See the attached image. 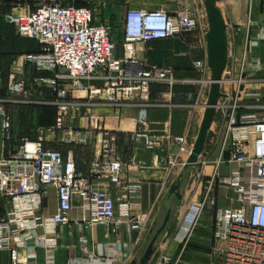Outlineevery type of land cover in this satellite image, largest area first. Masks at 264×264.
Masks as SVG:
<instances>
[{"label":"built area","instance_id":"2783aa9c","mask_svg":"<svg viewBox=\"0 0 264 264\" xmlns=\"http://www.w3.org/2000/svg\"><path fill=\"white\" fill-rule=\"evenodd\" d=\"M107 8L108 1L90 7L48 1L25 15L8 14L5 18L20 38L39 45L37 53L24 55L25 63L50 75L10 79L7 91L20 99H0V139L4 146L0 154V201L4 205L0 251L7 253L9 264H39L36 249L41 250L42 264H55L56 228L72 222L70 215L76 199L80 202L82 216L78 223L83 231L103 226L117 234L126 225L145 233L151 214L134 210L142 185L124 181L123 174L136 173V169L128 168L118 155L113 131L94 116H89L84 129L69 125L86 115L90 107H136V129L131 141L151 149L175 146L176 151L168 153L166 159L169 171L183 166L179 158H187L191 151L185 135L148 130V110L154 106L151 85H166L169 90L176 85H210L208 26L202 23L196 9L182 7L168 13L161 8H128L119 19L123 55L118 57L115 28L100 18ZM254 23L249 11L243 51L240 55L234 51L228 54L229 64L220 84L222 96L216 109L221 117L214 146L216 157L211 164L207 159L198 160L202 167L211 165L210 173L200 179L202 197L178 228L175 241L179 254L174 261L164 255L162 264H180L207 207L213 209L215 225L212 263L264 264V89L258 87L262 81L247 75L249 70L259 74L264 65L258 59L252 64L246 62L247 54L264 42V8L258 23L261 32L250 41L249 30ZM191 39L194 43L190 45ZM159 40L178 41L196 51L197 56L191 61L194 78H177L172 67L151 66L137 58L139 46ZM45 91L53 95L52 100L34 99L35 94ZM34 103L54 107L55 123L50 127L37 126L34 140L22 137L16 141L8 104ZM47 136L94 147L86 173L76 170L71 153L64 156L61 151L48 148ZM114 188L121 190L118 199L113 195ZM49 189L54 191L56 200L53 214L48 210ZM220 189L231 193L230 197L224 196L229 203L226 207L218 205ZM78 246L81 256L67 264L135 261L129 252H120L114 258L85 235L79 236ZM23 249L27 251L26 258L20 256Z\"/></svg>","mask_w":264,"mask_h":264},{"label":"crops","instance_id":"0c3cea01","mask_svg":"<svg viewBox=\"0 0 264 264\" xmlns=\"http://www.w3.org/2000/svg\"><path fill=\"white\" fill-rule=\"evenodd\" d=\"M48 1L57 2L63 5H75L74 0L70 2L64 0H3L1 8L3 12L9 14L25 15L34 11L41 3ZM133 4L136 6L134 8H144L149 10L161 8L168 13H173L175 10L182 7L196 9L202 23L208 26L202 0H136ZM216 5L220 10L223 21L226 25L227 58L228 54L232 51H234L236 55H240L245 44V27L249 11L255 22L250 27L248 35L249 40H256L257 35L261 32V27L258 23L261 20L264 0H216ZM90 6L91 5H86V7ZM114 34L115 37L119 39V44L117 45V56L121 57L123 55V50L121 46V33L119 31V26L116 27ZM188 42L190 45L194 43L192 39ZM29 46L30 41L22 39L21 54L14 56V58L10 59L8 62L0 59V80L9 81L13 78L33 79L36 77L50 76L35 71L31 65L25 63L24 55ZM179 52L181 54L177 55L176 53ZM188 52L189 54L186 55ZM192 53H196V51L187 49L178 41L171 40L153 41L137 48V58L139 60H145L151 66L169 67L172 65L174 69H179V76L185 75L182 78H192L194 76L192 71L191 74H186L185 70V62L191 58ZM259 61L262 60L259 59ZM252 63L253 60L250 61V64ZM228 64L229 60H227V66ZM189 69L191 70V63ZM208 92V85H203L202 87L192 85H176L169 90L166 85L152 84L151 99L154 106L148 110V130L156 134L169 133L175 136L185 135L187 137L189 147L192 148L199 131L204 112L203 106L207 100ZM0 99L5 101L10 100V98L5 96V94H0ZM34 99L46 102L52 100L53 95L49 91L38 92L35 94ZM8 106L11 113H13V118L14 113L16 114L21 109H32V106H37L39 113H41L45 105L34 103L24 105L8 104ZM54 110L56 113L55 108ZM89 116L100 118L105 128L113 131L116 136L118 155L128 168L136 169V173L125 172L123 174V179L124 181L130 183H141L142 190L134 210L137 212L150 213L151 221L147 226L145 233L131 230L126 225L121 226L117 234H111L110 231L103 226H97L92 230L83 231L78 223L82 216V213L78 208L80 202L76 199L74 204L75 209L70 215L72 222L68 226H58L56 228V232L58 234V246L56 249L55 264H67L69 260L76 259L81 256L78 246V238L80 235H85L94 244L104 247L106 251L112 253L116 259L118 257V253L129 252L135 257V260H137L144 242L149 235H152L157 229L161 217L165 216L167 211L172 207L171 202L174 200L172 197L168 198V191L170 186L178 178H180L182 187L180 190L181 201L179 203V209H182L180 217L176 220V223L173 221L168 226L166 225L164 231L160 234L173 235L171 237L170 245L175 243L178 249V243L175 241V237L178 235V228L185 222L193 206L200 201L203 192V183L199 179L196 182L197 187L195 192L191 195L189 185L182 183L184 170L183 166L176 167L173 171H169L166 165V159L168 153H174L176 151L175 146H171L169 148L151 149L135 145L131 141V133L136 129V107L131 105L92 106L88 109V113L86 115L71 122L69 124L70 127L75 129L86 128L88 126ZM55 119L56 114H54V119L51 124L44 125L37 122L38 124L30 126V134H24L21 132L18 125L13 120L14 139L17 141L22 137H27L30 140H34L35 128L37 126L50 127L54 125ZM220 121L221 117L218 113H216L208 131L205 146L199 160L207 159L211 164V162L215 159L217 148L214 146L216 142V132L218 131ZM23 124L26 126L28 122ZM46 146L48 148L61 151L64 156L71 153L76 170L82 174L86 173L88 170L89 163L94 153V147L92 146L83 147L76 143L56 141L53 136H47ZM3 151L4 146L0 139V154H2ZM186 159V157H180L179 162L184 163ZM207 168H210L211 170V165L202 167L197 163V165L190 167L188 172L191 176L195 173V175L198 174V177L199 175L203 177L207 175ZM197 170L199 171L197 172ZM105 183V181L102 182L103 185ZM48 193V210L50 214H53L56 209L55 194L52 189H49ZM113 195L116 199H118L121 195V190L119 188H114ZM218 195V205H221L220 203H228L227 200H224V196L230 197L231 193H221L219 191ZM1 203L2 202L0 201V217L4 214ZM214 231L215 225L213 209L207 207L204 210L199 225L193 235H204L202 237L200 236L201 239H204L213 246ZM31 245L32 244H30V246ZM26 253L27 251L24 249L21 250V258H26ZM35 254L38 259V263L42 264L41 250L36 249ZM151 260L152 259L149 260L148 264L151 263ZM0 264H9L8 255L4 251H0ZM114 264H130V262L128 263L124 259H117V262Z\"/></svg>","mask_w":264,"mask_h":264},{"label":"rangeland","instance_id":"374dc122","mask_svg":"<svg viewBox=\"0 0 264 264\" xmlns=\"http://www.w3.org/2000/svg\"><path fill=\"white\" fill-rule=\"evenodd\" d=\"M3 0H0V3ZM64 1H73V0H64ZM75 4H83V5H95L96 3H98L99 1H108L109 2V8H107L106 11L102 12L100 14V18L102 20H106L109 21L111 23V25L116 29L117 26H119V19L121 17V15L124 13V11L128 8H134L136 6H134L135 4H133L134 2H136V0H74ZM131 3V4H129ZM132 5V6H130ZM9 14V13H8ZM11 14V13H10ZM114 40L115 42H117L116 44H119V39L115 37L114 34ZM196 53H192L191 58H189V60H186L185 62V70H189L190 67V63L191 61L196 57ZM256 59H260L262 60L261 63H263L262 65H264V42H261L259 44V47L252 49L246 57V62L250 64V61L252 60H256ZM169 67H173L172 65H170ZM247 75H249V79H259L260 81H262V83L260 84V86H258L261 89H264V68L262 70V72H259V74H252L251 70H249L247 72ZM184 76H179V78H182ZM194 78V76L192 77ZM10 81L8 80H0V94H5V96H8L9 98H13V99H20V97L18 96H12V95H7L10 94L7 91L8 86H10L9 84ZM14 85V81L12 82V87ZM7 92V93H6ZM21 105V104H20ZM16 107V106H15ZM13 115V113H11ZM38 117V111L37 109H29V110H19L16 114L14 113L13 116V120L14 122H16V124L18 125L19 129L21 132L28 133L30 134L31 130H30V126H34L35 124H37V119ZM29 120V121H28ZM35 120V121H34ZM28 124L25 126V124L23 123H27ZM24 126H23V125ZM189 169L183 170V179H182V183L185 185H189V191L190 194L192 195L195 192V189L197 187V181L199 179L202 178L201 175L198 174L195 175V173H193V176H191L189 174ZM199 170H197L198 172ZM210 168L206 169V173L209 174L210 172ZM182 187H180L181 190ZM179 190V193H180ZM221 193H229V191H227L226 189H220ZM173 198V197H172ZM174 200V199H173ZM172 203V207L170 208V218L168 221L167 226L172 223L173 221H175L180 217V213L182 211V209H179V204L176 205L175 201L171 202ZM2 204V210L4 208L3 203ZM223 206H227L229 205V203L224 202V203H220ZM4 211V210H3ZM166 215V214H165ZM165 216L161 217L160 223L157 226V229L154 231L153 234L156 233V231L159 229V227L161 226L163 220H164ZM149 235V237L146 239V241L144 242V245L139 253V256L137 258L136 263L138 264V260L143 256L146 248L148 247L150 241L152 240L154 235ZM173 235H158V238L153 246V256H151L150 259L151 263L150 264H162L160 262V259L165 255L167 256L169 259H171L172 261L175 260V258L177 257V255L179 254V247L177 249L175 243L171 244V237ZM204 235H193V237L190 239L189 241V245L186 249V251L183 253L182 257H181V262L180 264H218V261H214L212 260L211 256H210V250H211V244L207 241H205L204 239H201V237Z\"/></svg>","mask_w":264,"mask_h":264},{"label":"water","instance_id":"95a60500","mask_svg":"<svg viewBox=\"0 0 264 264\" xmlns=\"http://www.w3.org/2000/svg\"><path fill=\"white\" fill-rule=\"evenodd\" d=\"M208 24V32L206 35L207 44V65L210 69V85L207 100L203 106L204 112L199 127L198 134L193 143L189 156L183 164V169L197 165L198 160L203 152L206 138L210 126L216 114L218 100L222 96L220 93V84L223 79V74L227 66V39L226 25L223 21L221 12L216 5V0H202ZM181 187L180 178H178L169 188L168 198L173 197L175 204L178 205L181 201L179 193ZM170 218V210L167 211L164 220L159 229L154 234L143 256L138 260V264H148L153 255V246L158 238V235L164 231ZM130 264H137L136 261Z\"/></svg>","mask_w":264,"mask_h":264},{"label":"trees","instance_id":"16d2710c","mask_svg":"<svg viewBox=\"0 0 264 264\" xmlns=\"http://www.w3.org/2000/svg\"><path fill=\"white\" fill-rule=\"evenodd\" d=\"M74 6L86 7V5L83 4H75ZM1 7H2V2L0 3V57H1L0 59L8 62L10 59H13L14 56H17L18 54L22 53V47H21L22 38H20L15 33L14 27L6 22L5 18L8 15V13L3 12ZM14 33L16 36L14 35ZM28 41H30V46L28 47V50L25 52V54L37 53L39 50V45L35 41L32 40H28ZM173 70L176 77L179 78L178 75L179 69L173 68ZM191 71L192 69L191 70L189 69L188 71L186 70V74H191ZM32 109L34 110L37 109L38 117L36 121L44 125L51 124L54 119V114H56L54 108L51 106H44L41 113H39L37 106H32Z\"/></svg>","mask_w":264,"mask_h":264}]
</instances>
